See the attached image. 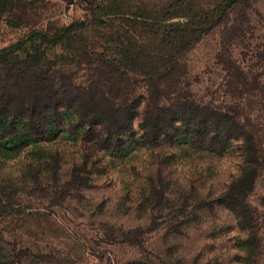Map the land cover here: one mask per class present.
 Returning a JSON list of instances; mask_svg holds the SVG:
<instances>
[{
    "label": "trees",
    "instance_id": "16d2710c",
    "mask_svg": "<svg viewBox=\"0 0 264 264\" xmlns=\"http://www.w3.org/2000/svg\"><path fill=\"white\" fill-rule=\"evenodd\" d=\"M20 1L0 0V19ZM259 1L105 0L88 19L57 33L31 29L0 47V264H76L69 250L41 236L69 235V228L24 204L22 194L65 201L92 185L99 153L123 159L160 144L179 146L190 157L182 165L199 181L174 194L162 181L150 182L141 193L148 226L105 224L106 240L140 245L145 231L162 224L177 233L204 208L223 205L243 233L234 241L236 264H263L264 213L248 200L264 172ZM112 19L120 26L101 35L99 48L83 45L84 26ZM215 28L224 73L205 99L191 88L187 52ZM68 145L75 155L61 180ZM225 154L237 159L236 171L219 191H204L216 172L213 159Z\"/></svg>",
    "mask_w": 264,
    "mask_h": 264
},
{
    "label": "rangeland",
    "instance_id": "374dc122",
    "mask_svg": "<svg viewBox=\"0 0 264 264\" xmlns=\"http://www.w3.org/2000/svg\"><path fill=\"white\" fill-rule=\"evenodd\" d=\"M104 2L21 0L12 13L0 19V47L31 29L57 33L72 21L88 19ZM257 7L264 14V0L259 1ZM11 19L18 24H9ZM119 26L113 19L104 24H87L80 30L79 36L85 47L97 49L101 44V35ZM219 33V28L213 29L187 52L188 71L193 79L191 88L198 97L205 99L224 73L216 60ZM75 148L73 145L66 148L61 180L68 176ZM181 152L179 146L168 144L151 149L139 148L123 159H111L109 154L102 152L100 157L95 158L90 187L67 196L65 201H47L26 193L22 194V201L50 214L55 226L69 228V235L50 237L45 230L41 236L51 239L61 249L69 250L76 264H192V261L198 264H236L233 258L237 251L234 241L243 233L232 211L223 205L204 208L180 232L171 233L162 224L145 231L140 245L119 239L112 242L106 240L105 224L122 229L148 226L149 205L141 201V193L149 188L150 182L162 181L167 192L174 194L186 188L191 179L195 183L199 181L195 173L187 171L182 165V161L185 159L187 162L190 157H184ZM236 163L237 159L232 154L213 159L216 172L206 179L204 191H219L229 175L236 171ZM248 200L264 213V172L257 176ZM47 203L49 208L43 209L42 206ZM260 221L264 225V214L260 216ZM262 257L264 264V254Z\"/></svg>",
    "mask_w": 264,
    "mask_h": 264
}]
</instances>
